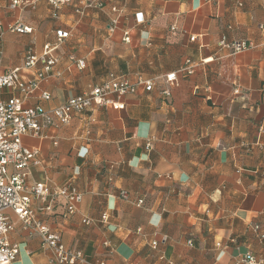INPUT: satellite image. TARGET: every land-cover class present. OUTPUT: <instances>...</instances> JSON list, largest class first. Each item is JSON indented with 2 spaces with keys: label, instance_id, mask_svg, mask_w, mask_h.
Masks as SVG:
<instances>
[{
  "label": "crops",
  "instance_id": "1",
  "mask_svg": "<svg viewBox=\"0 0 264 264\" xmlns=\"http://www.w3.org/2000/svg\"><path fill=\"white\" fill-rule=\"evenodd\" d=\"M83 1L53 17L47 0L35 10L0 0V24L33 29L5 35L0 75L23 68L26 53L40 54L57 30L70 33L54 75L25 107L60 106L113 73L151 81L153 90L125 96L123 110L94 106L68 125L24 136V146L39 152L30 183H70L83 194L74 214L58 199L39 217L92 263L236 264L252 252L264 264V241L253 230L264 231V0H107L79 16ZM223 37L254 48L233 54L219 45ZM70 54L86 68L71 64ZM187 60L192 75L180 72ZM33 74L22 69L27 79ZM170 74L175 84L166 82ZM166 88L169 98L161 95ZM13 95L2 90L0 100ZM6 215L19 246L13 264H51L41 239Z\"/></svg>",
  "mask_w": 264,
  "mask_h": 264
},
{
  "label": "built area",
  "instance_id": "2",
  "mask_svg": "<svg viewBox=\"0 0 264 264\" xmlns=\"http://www.w3.org/2000/svg\"><path fill=\"white\" fill-rule=\"evenodd\" d=\"M47 1L53 9V17H58L60 10L72 3V0ZM39 2L40 0H10V7L16 10L26 8L35 10ZM106 3L107 0H86L81 6H76L75 13L84 16L87 9H103ZM113 11L117 9L113 8ZM139 22H142V18ZM176 30L177 28L173 26L172 31ZM32 32V28L20 22L6 26L0 24V66L5 35L8 33L31 34ZM69 36V32L57 30L55 40L45 43L40 54L32 50L26 53L23 68L0 75V91L8 90L14 94L7 100H0V264H13L19 256V246L10 240L13 225L6 215L7 211H12L16 215L25 233L41 239L42 246L52 254L51 264H105L102 261L92 263L87 260L82 251L67 247L62 242L61 236L39 217L51 212L58 199L63 200L68 215L74 214L77 211V205L83 200V194L70 183L63 186L50 185L48 182L30 183L29 169L31 166L40 164L39 152L25 147L23 138L29 134L41 136V131L46 127L59 128L68 125L74 115L84 114L94 106H112L115 110H123L125 105L119 102L121 99L127 95L136 94L140 87H143L146 92H151L153 83L144 80L130 82L113 73L101 85L94 87L86 94L69 99L60 106L48 110L42 105L25 107V99L38 90L42 81L54 75L56 66L61 62L57 52ZM195 39L196 37L192 36L190 41L194 42ZM219 45L230 49L233 54H240L254 48V45L248 41L239 40L228 43L226 37L221 39ZM67 59L80 70L86 68V62L77 59L74 55H68ZM194 68L192 62L187 60L180 72L192 75ZM22 69L34 71L32 78L23 77ZM165 80L168 84H175L176 74L167 75ZM15 94H22L23 98ZM161 95L169 98L170 89L162 90ZM41 99L49 101L51 96L43 92ZM121 197L128 200L129 194L122 191ZM142 204L143 200H140L138 205ZM102 219L106 220L107 215L104 214ZM90 223V220H84V224ZM253 230L258 240L264 241L262 227L256 224ZM166 241L167 238L164 237L162 242ZM152 245L156 248L158 243L153 242ZM236 264H262V262L251 252L241 256Z\"/></svg>",
  "mask_w": 264,
  "mask_h": 264
}]
</instances>
